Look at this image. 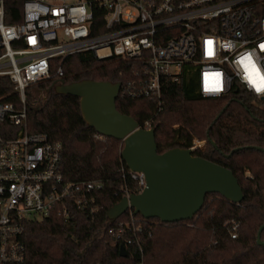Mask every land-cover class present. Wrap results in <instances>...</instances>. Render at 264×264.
<instances>
[{
	"label": "built area",
	"instance_id": "obj_1",
	"mask_svg": "<svg viewBox=\"0 0 264 264\" xmlns=\"http://www.w3.org/2000/svg\"><path fill=\"white\" fill-rule=\"evenodd\" d=\"M7 1L0 0V77L9 78L23 103L29 85L61 82L63 62L78 53L141 64V78L127 85L133 97L159 100L166 82L183 79H194L206 98L237 87L264 97V0H23L22 20L14 23L6 22ZM0 123L8 126L6 136L0 132V264H30L27 225L51 217L68 223L74 211L93 212L102 184L66 180L62 143L29 132L25 108L0 101ZM205 144L196 140L192 148ZM129 175L142 192L144 174L129 169ZM228 223L235 238L238 224ZM137 230L134 219L110 228L120 253L135 244Z\"/></svg>",
	"mask_w": 264,
	"mask_h": 264
},
{
	"label": "trees",
	"instance_id": "obj_2",
	"mask_svg": "<svg viewBox=\"0 0 264 264\" xmlns=\"http://www.w3.org/2000/svg\"><path fill=\"white\" fill-rule=\"evenodd\" d=\"M22 4L23 0L7 1L6 22L22 20ZM58 66L56 58L51 63L52 72ZM62 66L66 84L85 79L121 82L117 109L132 116L140 126L150 122L156 129L159 153L175 147L192 148L196 140L205 141L204 146L195 148L194 155L232 170L245 198L234 203L219 193H210L194 218L174 223L146 219L134 210L115 220L108 218L111 207L128 193L139 192L121 157L124 142L104 137L89 126L82 115L80 98L57 93L55 87L60 82L56 79L29 85L23 103L12 82L3 76L0 101L13 103L18 110L26 109L29 132L46 134L50 140L62 143L65 179L102 184L93 195L96 207L93 212L74 211L68 223L51 217L27 225L23 241L30 264L137 261L264 264V246L257 243L258 230L264 223V100L261 97L237 87L229 95L206 98L197 92L194 79L166 82L159 100L133 97L128 94L127 85L141 78L136 75L142 66L139 63L78 53L68 57ZM6 128L7 123H0L3 135ZM133 219L142 231L137 230L135 244L122 255L121 243L115 241L109 230L121 222L133 224ZM229 221L238 224L235 238L231 236Z\"/></svg>",
	"mask_w": 264,
	"mask_h": 264
},
{
	"label": "water",
	"instance_id": "obj_3",
	"mask_svg": "<svg viewBox=\"0 0 264 264\" xmlns=\"http://www.w3.org/2000/svg\"><path fill=\"white\" fill-rule=\"evenodd\" d=\"M121 90V82L89 79L69 84L62 80L55 87L57 93L79 97L82 115L89 126L104 137L122 140L121 157L127 167L145 176L143 191L125 196L109 209L108 218L118 219L133 209L135 214L146 219L174 223L194 218L210 193H219L234 203L244 200L243 189L234 172L194 155V148L175 147L159 153L156 129L140 127L132 116L117 109ZM263 230L264 223L257 233V243L262 246ZM121 254H126L123 248Z\"/></svg>",
	"mask_w": 264,
	"mask_h": 264
},
{
	"label": "rangeland",
	"instance_id": "obj_4",
	"mask_svg": "<svg viewBox=\"0 0 264 264\" xmlns=\"http://www.w3.org/2000/svg\"><path fill=\"white\" fill-rule=\"evenodd\" d=\"M58 84H60V83H58ZM58 84H57V85H58ZM197 141H198V140H197ZM249 174H250V173H249Z\"/></svg>",
	"mask_w": 264,
	"mask_h": 264
},
{
	"label": "snow or ice",
	"instance_id": "obj_5",
	"mask_svg": "<svg viewBox=\"0 0 264 264\" xmlns=\"http://www.w3.org/2000/svg\"><path fill=\"white\" fill-rule=\"evenodd\" d=\"M262 47H264V46H262Z\"/></svg>",
	"mask_w": 264,
	"mask_h": 264
}]
</instances>
